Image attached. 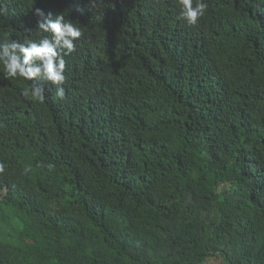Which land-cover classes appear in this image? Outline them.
Returning a JSON list of instances; mask_svg holds the SVG:
<instances>
[{
  "label": "trees",
  "instance_id": "trees-1",
  "mask_svg": "<svg viewBox=\"0 0 264 264\" xmlns=\"http://www.w3.org/2000/svg\"><path fill=\"white\" fill-rule=\"evenodd\" d=\"M0 0L83 35L66 97L0 71V264H264V0Z\"/></svg>",
  "mask_w": 264,
  "mask_h": 264
},
{
  "label": "clouds",
  "instance_id": "clouds-1",
  "mask_svg": "<svg viewBox=\"0 0 264 264\" xmlns=\"http://www.w3.org/2000/svg\"><path fill=\"white\" fill-rule=\"evenodd\" d=\"M179 18L188 26L195 27L207 12L206 0H176ZM38 17L36 28L39 39L26 38L23 41L8 37L0 38V71L5 79L31 82L21 90L25 99L36 102L45 100V82L54 86L55 96L65 99L66 59L76 48L83 35L80 27L65 19L63 13L54 18L42 9H34Z\"/></svg>",
  "mask_w": 264,
  "mask_h": 264
},
{
  "label": "rangeland",
  "instance_id": "rangeland-1",
  "mask_svg": "<svg viewBox=\"0 0 264 264\" xmlns=\"http://www.w3.org/2000/svg\"><path fill=\"white\" fill-rule=\"evenodd\" d=\"M206 264H224L220 259H209Z\"/></svg>",
  "mask_w": 264,
  "mask_h": 264
}]
</instances>
